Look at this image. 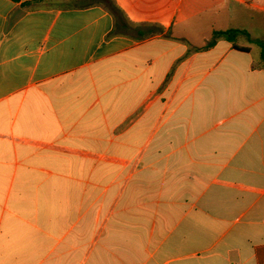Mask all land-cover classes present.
I'll return each instance as SVG.
<instances>
[{
  "label": "crops",
  "instance_id": "obj_1",
  "mask_svg": "<svg viewBox=\"0 0 264 264\" xmlns=\"http://www.w3.org/2000/svg\"><path fill=\"white\" fill-rule=\"evenodd\" d=\"M112 1L0 0V264H264V0Z\"/></svg>",
  "mask_w": 264,
  "mask_h": 264
},
{
  "label": "trees",
  "instance_id": "obj_2",
  "mask_svg": "<svg viewBox=\"0 0 264 264\" xmlns=\"http://www.w3.org/2000/svg\"><path fill=\"white\" fill-rule=\"evenodd\" d=\"M104 1L105 3H107L110 7V9L113 11V12H116L118 11L119 9L117 8V6L115 5V3L112 1V0H102ZM234 32H237V31H229V32H217L215 33V35L217 36H225L227 34H232ZM263 51H264V45H263Z\"/></svg>",
  "mask_w": 264,
  "mask_h": 264
}]
</instances>
